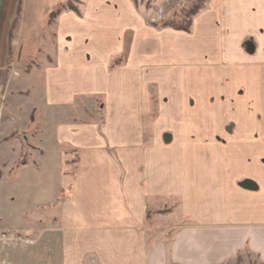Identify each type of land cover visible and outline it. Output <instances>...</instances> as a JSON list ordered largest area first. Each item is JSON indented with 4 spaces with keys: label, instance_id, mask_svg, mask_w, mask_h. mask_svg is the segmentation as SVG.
<instances>
[{
    "label": "crops",
    "instance_id": "0c3cea01",
    "mask_svg": "<svg viewBox=\"0 0 264 264\" xmlns=\"http://www.w3.org/2000/svg\"><path fill=\"white\" fill-rule=\"evenodd\" d=\"M54 27L60 264H264V0H208L189 32L85 0Z\"/></svg>",
    "mask_w": 264,
    "mask_h": 264
},
{
    "label": "rangeland",
    "instance_id": "374dc122",
    "mask_svg": "<svg viewBox=\"0 0 264 264\" xmlns=\"http://www.w3.org/2000/svg\"><path fill=\"white\" fill-rule=\"evenodd\" d=\"M131 1L147 21L158 23L194 0ZM84 3L4 0L0 25V264H60L57 215L61 198L53 201L51 176L45 168L41 170L47 151L43 74L53 56L57 18L50 14L61 7V14L71 6L80 10ZM239 256L237 263L230 264H263L255 257Z\"/></svg>",
    "mask_w": 264,
    "mask_h": 264
},
{
    "label": "trees",
    "instance_id": "16d2710c",
    "mask_svg": "<svg viewBox=\"0 0 264 264\" xmlns=\"http://www.w3.org/2000/svg\"><path fill=\"white\" fill-rule=\"evenodd\" d=\"M208 0H194L192 3L181 9L177 14L172 18H163L158 23H153V26L158 29H172L175 31L189 32L193 19L204 9L205 4ZM62 7L59 8L56 12L51 13L50 17L57 18L62 11ZM69 12L78 13V10L74 7H69ZM117 61H114V65L117 64ZM240 256L236 257V263L240 260Z\"/></svg>",
    "mask_w": 264,
    "mask_h": 264
},
{
    "label": "water",
    "instance_id": "95a60500",
    "mask_svg": "<svg viewBox=\"0 0 264 264\" xmlns=\"http://www.w3.org/2000/svg\"><path fill=\"white\" fill-rule=\"evenodd\" d=\"M3 10H4V2L3 0H0V24H1V19H2V15H3ZM164 143H169L170 142V137L166 136L163 138ZM241 187L247 189V190H253L254 189V184H252L249 181H246L244 183L241 184Z\"/></svg>",
    "mask_w": 264,
    "mask_h": 264
},
{
    "label": "flooded vegetation",
    "instance_id": "af4514ba",
    "mask_svg": "<svg viewBox=\"0 0 264 264\" xmlns=\"http://www.w3.org/2000/svg\"><path fill=\"white\" fill-rule=\"evenodd\" d=\"M3 2H4V0H3ZM2 21H3V15H2V19H1V24H2ZM1 24H0V25H1ZM0 27H1V26H0Z\"/></svg>",
    "mask_w": 264,
    "mask_h": 264
},
{
    "label": "bare ground",
    "instance_id": "6f19581e",
    "mask_svg": "<svg viewBox=\"0 0 264 264\" xmlns=\"http://www.w3.org/2000/svg\"><path fill=\"white\" fill-rule=\"evenodd\" d=\"M4 11V10H3Z\"/></svg>",
    "mask_w": 264,
    "mask_h": 264
}]
</instances>
